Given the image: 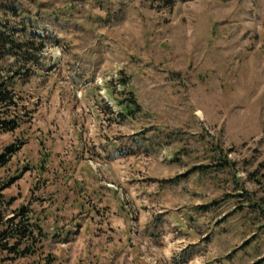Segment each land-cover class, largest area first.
<instances>
[{
    "label": "rangeland",
    "instance_id": "rangeland-1",
    "mask_svg": "<svg viewBox=\"0 0 264 264\" xmlns=\"http://www.w3.org/2000/svg\"><path fill=\"white\" fill-rule=\"evenodd\" d=\"M3 3L45 37L34 62L0 54L25 119L0 137L20 146L0 217L38 223L5 264H264V0Z\"/></svg>",
    "mask_w": 264,
    "mask_h": 264
},
{
    "label": "trees",
    "instance_id": "trees-1",
    "mask_svg": "<svg viewBox=\"0 0 264 264\" xmlns=\"http://www.w3.org/2000/svg\"><path fill=\"white\" fill-rule=\"evenodd\" d=\"M157 6V8L168 9L172 8L178 2H189L191 0H145ZM6 10L13 11V7H7L3 4ZM30 31V32H28ZM44 35L37 30H28L26 27L18 29L15 26H10L8 23H3L0 20V54L26 59L34 62L37 60V52H42L45 48ZM126 86V80H121ZM14 82H0V137L3 134H15L21 129L24 120L21 117L20 106L18 103V94L15 90ZM124 100L117 99L118 105L122 107L126 116H132L135 113V108L138 107V102L132 93ZM15 139L11 143L0 149V172L8 169L13 161V157L17 154L20 146L17 145ZM18 175L11 176L8 180L0 178V203L3 199V191L10 188L17 180ZM32 209L25 205L19 207L13 217L5 219L3 214L0 217V264H5L7 260L13 261L17 259H28V257L36 254L34 240V229L38 223L34 221L31 215ZM41 228V227H40ZM2 254V255H1ZM5 254V255H3ZM8 256V257H6ZM42 256V255H40ZM46 263L39 261H31L24 264H52L56 261L51 256L46 257Z\"/></svg>",
    "mask_w": 264,
    "mask_h": 264
},
{
    "label": "crops",
    "instance_id": "crops-1",
    "mask_svg": "<svg viewBox=\"0 0 264 264\" xmlns=\"http://www.w3.org/2000/svg\"><path fill=\"white\" fill-rule=\"evenodd\" d=\"M183 223H185V222L183 221ZM187 228H188V232L186 234H189V238H188V240H185V242H184L185 244L184 245H186V246L190 245L191 248H192V246H195L197 248L198 246L202 245L201 247H198L197 250H195V251H207V248H206L207 246L204 247L203 243L200 242V239L203 236H205L206 233L201 235L200 233H198V229L197 228H195V227H190L189 228V226ZM164 244H165V246L163 248V251H174L172 249V246H173L174 243L172 242V240L169 237H168V242L164 243ZM153 251H155V250H153ZM230 252L231 251H227L226 254H230ZM245 264H247V262H245Z\"/></svg>",
    "mask_w": 264,
    "mask_h": 264
}]
</instances>
